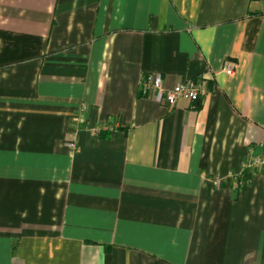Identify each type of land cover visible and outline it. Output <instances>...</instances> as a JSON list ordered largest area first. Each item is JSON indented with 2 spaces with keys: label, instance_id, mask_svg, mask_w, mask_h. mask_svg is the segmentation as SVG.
<instances>
[{
  "label": "crops",
  "instance_id": "crops-1",
  "mask_svg": "<svg viewBox=\"0 0 264 264\" xmlns=\"http://www.w3.org/2000/svg\"><path fill=\"white\" fill-rule=\"evenodd\" d=\"M263 151L264 0H0V264H264Z\"/></svg>",
  "mask_w": 264,
  "mask_h": 264
},
{
  "label": "built area",
  "instance_id": "built-area-1",
  "mask_svg": "<svg viewBox=\"0 0 264 264\" xmlns=\"http://www.w3.org/2000/svg\"><path fill=\"white\" fill-rule=\"evenodd\" d=\"M236 69V63L227 61L224 65V70L228 74H233ZM142 92L145 95L153 96L161 103L173 106L181 98L187 99L191 102H196L205 92L203 84L197 80L188 82H179L172 88L167 89L164 85V79L160 73H147L142 77L140 82ZM72 146H75L72 143ZM250 168L258 169L264 173V151L262 153H252V156L246 164ZM219 183V181H218Z\"/></svg>",
  "mask_w": 264,
  "mask_h": 264
}]
</instances>
